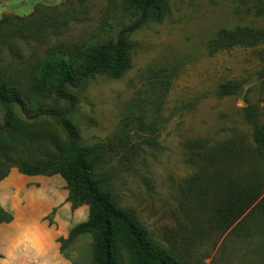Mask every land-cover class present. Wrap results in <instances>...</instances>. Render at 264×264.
I'll return each instance as SVG.
<instances>
[{
	"label": "rangeland",
	"instance_id": "1",
	"mask_svg": "<svg viewBox=\"0 0 264 264\" xmlns=\"http://www.w3.org/2000/svg\"><path fill=\"white\" fill-rule=\"evenodd\" d=\"M131 20L109 0H0V73L24 75L31 64L20 61L112 40ZM19 26L24 32L14 34ZM237 26L264 31V0H167L161 22L148 20L130 36L125 73L117 78L98 74L81 89L70 90L78 102L67 119L77 129L78 143L93 146L115 132L126 105L160 79L159 71L170 76L158 135L161 148L142 147L130 160L116 156L108 172L114 203L136 215L181 264H264V209H253L227 231L214 227L210 212L216 188L207 177L213 170L253 176L264 187V152H254L252 138L253 124L264 125V42L212 55L207 48L218 29ZM233 81L238 89L220 95L219 88ZM29 96L32 110L67 106L46 94L31 91ZM11 111L25 119L18 107ZM4 113L0 106V122ZM53 128L64 140L60 127L53 123ZM201 143L234 151L221 156L214 169L192 164L190 153ZM199 174L207 184L204 193L187 194L188 178ZM65 187L59 175L25 176L12 168L0 180V209L17 221L36 220L56 240L66 239L74 225L87 220L89 208L72 209ZM29 240L24 237L21 244L33 249ZM92 241L90 233L62 246L56 241L62 264H90ZM120 264H129L126 254Z\"/></svg>",
	"mask_w": 264,
	"mask_h": 264
},
{
	"label": "trees",
	"instance_id": "2",
	"mask_svg": "<svg viewBox=\"0 0 264 264\" xmlns=\"http://www.w3.org/2000/svg\"><path fill=\"white\" fill-rule=\"evenodd\" d=\"M109 1L118 2L132 17L130 24L120 28L114 39L91 44L83 50L76 48L40 60L20 61L24 65L31 64L24 75L0 73V106L5 108L0 122V180L12 168L25 176L59 175L65 182L71 208L86 204L89 214L86 221L69 230L66 239L56 241L62 246L79 235L92 234L90 264H120L123 254L129 264H181L164 251L136 215L114 203L110 189L112 177L108 172V165L116 156L130 160L142 147L161 148L158 135L164 122L162 108L171 86L170 76L159 71L160 79L130 100L117 129L102 143L80 145L77 129L67 119V114L78 102L70 90L81 89L85 81L98 74L117 78L125 73L130 67V36L148 20L161 22L167 12V0ZM16 32L21 35L24 31L19 26L14 34ZM263 42L262 29L237 26L218 29L208 41L207 48L212 55L236 47H254ZM238 86L234 81L224 83L219 93L232 94ZM31 91L36 95L46 94L55 101H64L67 106L64 109L32 110L29 103ZM12 106L18 107L25 119L15 116ZM53 123L63 131L64 140L53 128ZM252 138L254 152H264L263 124H253ZM233 151L227 145L207 148L201 143L189 158L192 164L214 169L221 156L225 158L227 153L230 156ZM207 178L216 188L211 190L210 196V212L216 229L227 231L253 209H264V187L258 178L218 175L214 170ZM204 179L203 174L189 177L187 194L192 191L203 194L207 187ZM195 197L199 198L198 195ZM11 220L12 216L0 209V223Z\"/></svg>",
	"mask_w": 264,
	"mask_h": 264
},
{
	"label": "crops",
	"instance_id": "3",
	"mask_svg": "<svg viewBox=\"0 0 264 264\" xmlns=\"http://www.w3.org/2000/svg\"><path fill=\"white\" fill-rule=\"evenodd\" d=\"M46 226L36 220L0 223V264H62L59 243ZM24 237L32 247L23 246Z\"/></svg>",
	"mask_w": 264,
	"mask_h": 264
}]
</instances>
